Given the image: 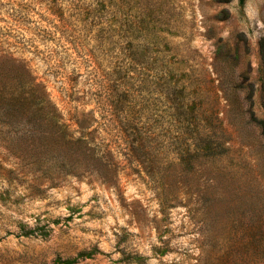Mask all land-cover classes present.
<instances>
[{"label": "rangeland", "instance_id": "obj_1", "mask_svg": "<svg viewBox=\"0 0 264 264\" xmlns=\"http://www.w3.org/2000/svg\"><path fill=\"white\" fill-rule=\"evenodd\" d=\"M0 264H264V0H0Z\"/></svg>", "mask_w": 264, "mask_h": 264}]
</instances>
